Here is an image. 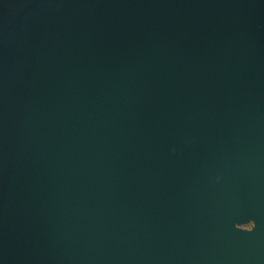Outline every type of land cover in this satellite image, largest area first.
Segmentation results:
<instances>
[{"label": "water", "instance_id": "95a60500", "mask_svg": "<svg viewBox=\"0 0 264 264\" xmlns=\"http://www.w3.org/2000/svg\"><path fill=\"white\" fill-rule=\"evenodd\" d=\"M0 264H264V0H0Z\"/></svg>", "mask_w": 264, "mask_h": 264}, {"label": "rangeland", "instance_id": "374dc122", "mask_svg": "<svg viewBox=\"0 0 264 264\" xmlns=\"http://www.w3.org/2000/svg\"><path fill=\"white\" fill-rule=\"evenodd\" d=\"M251 225H252V224L250 223V224H248V225H246V226H247V227H251Z\"/></svg>", "mask_w": 264, "mask_h": 264}]
</instances>
